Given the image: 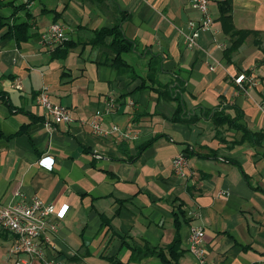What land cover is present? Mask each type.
I'll list each match as a JSON object with an SVG mask.
<instances>
[{
	"label": "crops",
	"instance_id": "crops-1",
	"mask_svg": "<svg viewBox=\"0 0 264 264\" xmlns=\"http://www.w3.org/2000/svg\"><path fill=\"white\" fill-rule=\"evenodd\" d=\"M0 1V206L33 197L57 210L68 206L55 221L57 231L47 232L49 241L38 240L46 259L168 264L159 256L133 259L131 246L146 243L162 248L171 264H197L188 238L189 227L198 225L208 262L264 264V141L253 144L229 125L213 123L214 112L234 118L240 111L249 131L264 132V0H232L233 27L259 36H249L228 60L219 0H209L213 25L192 49L179 33L199 19L188 0ZM120 21L135 45L119 72L110 67L111 37L94 40L97 31ZM55 22L65 27L68 41L48 52L39 38ZM20 23L28 25L26 39L16 41L6 34ZM152 55L161 60L154 80L162 86L155 88L175 96L176 84L183 86L181 120H173L176 102L140 88L152 85ZM242 73L257 85H236ZM43 91L70 110L69 123L47 115L38 102ZM97 110L104 112L103 129L121 132L92 134L89 121ZM179 154L187 160L184 177L171 166ZM42 158L52 161L51 170L38 164ZM179 210L174 262L166 247L176 235ZM12 243L13 235L0 226V264L16 258Z\"/></svg>",
	"mask_w": 264,
	"mask_h": 264
},
{
	"label": "built area",
	"instance_id": "built-area-1",
	"mask_svg": "<svg viewBox=\"0 0 264 264\" xmlns=\"http://www.w3.org/2000/svg\"><path fill=\"white\" fill-rule=\"evenodd\" d=\"M191 9L199 14L198 20H190L186 23L184 29L179 31L184 39L187 49L196 46L200 32H204L213 25V18L209 12V0H188ZM68 41L65 27L60 23L50 24L40 35L39 42L43 49L53 52ZM213 71V68H209ZM234 82L240 88L247 83L251 88L257 85L254 76H247L244 73L235 77ZM16 88H20L17 84ZM40 106L46 111L56 123H69L71 121L70 110L61 105L53 104L46 91L40 93L38 97ZM106 111L112 108V102L106 103ZM264 113V101L260 106ZM103 111L97 110L92 115L89 126L92 134L95 136L106 137L113 133H120L117 126H111L109 129L101 127ZM129 138L128 134L123 135ZM38 164L47 170L52 169V161L48 158H42ZM174 174L184 177L187 169V160L183 154L173 157L171 162ZM68 206L60 209L52 204H48L37 197L29 200L21 198L19 201L0 206V226L13 235V243L10 247L11 254L16 258L10 264H59L46 259L38 242L43 238L49 241L47 232L55 233L57 231L58 219H63L66 215ZM55 218V219H54ZM188 251L194 255L197 264H212L206 259V248L204 243L203 226L193 225L189 227Z\"/></svg>",
	"mask_w": 264,
	"mask_h": 264
},
{
	"label": "trees",
	"instance_id": "trees-1",
	"mask_svg": "<svg viewBox=\"0 0 264 264\" xmlns=\"http://www.w3.org/2000/svg\"><path fill=\"white\" fill-rule=\"evenodd\" d=\"M4 4L0 1V10L3 8ZM217 8L219 17L218 20L221 24L222 32L229 37L230 39V47L226 49L223 53L224 57L228 60L229 55L239 49V47L244 43V41L251 35L254 37H258V33H254L248 30H236L232 24L231 11H232V0H219L217 2ZM121 22H117L109 29H101L96 32L94 42H101L105 37H111V43L109 47L111 51L114 53V58L111 59L110 67L115 71L121 70L128 67L126 61L123 59V55L127 54L134 50V43L127 39L121 29ZM5 25L0 17V28H3ZM28 29L27 23L17 24L10 29L6 35L14 36L16 41H21L26 39V31ZM161 60L157 55H152L149 61V74L148 79L151 81L152 85H146L145 83H141L140 88H150L151 90H155L159 96L176 102V111L173 117V120H181L180 115L182 114V102L181 96L183 95V86L179 83L176 84V88L178 89V93L174 96V91L164 90L155 88V86H162L154 80V75L159 71ZM165 87H169V85H165ZM164 88V87H162ZM177 116V117H176ZM194 119V118H193ZM242 121V113L238 111V114L234 118H230L229 115H225L221 112H214L213 114V123L215 126H223L229 125L231 128L240 131L242 133L243 139L252 142L253 144H259L264 141V132H251L249 131L245 125L241 123ZM150 145V143H149ZM180 208V207H179ZM183 212L179 210L174 214V224L176 228V235L174 236L172 242L167 245V249L169 254L173 257L174 262H176V256H178V250L181 244V238L178 233V229L180 226V222L178 221V216L183 215ZM133 259L139 260L148 256H159L166 263L171 264L167 258H165L163 254L162 248L154 247L148 244H143V246H137L133 244L131 246ZM112 263H117L112 260Z\"/></svg>",
	"mask_w": 264,
	"mask_h": 264
},
{
	"label": "rangeland",
	"instance_id": "rangeland-1",
	"mask_svg": "<svg viewBox=\"0 0 264 264\" xmlns=\"http://www.w3.org/2000/svg\"><path fill=\"white\" fill-rule=\"evenodd\" d=\"M263 65L264 66V60H262V64H260V66Z\"/></svg>",
	"mask_w": 264,
	"mask_h": 264
}]
</instances>
